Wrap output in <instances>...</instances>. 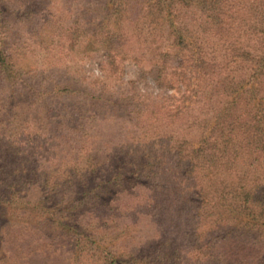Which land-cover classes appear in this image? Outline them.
<instances>
[{
  "label": "trees",
  "instance_id": "trees-1",
  "mask_svg": "<svg viewBox=\"0 0 264 264\" xmlns=\"http://www.w3.org/2000/svg\"><path fill=\"white\" fill-rule=\"evenodd\" d=\"M72 2L69 26L58 30L37 0H0V137L11 146L0 155V209L30 205L24 188L40 184L28 208L33 223L68 234L73 264H264V0ZM24 34L44 53L68 44L79 57L103 56L106 79L133 61L166 97L151 109L152 97H122L103 83L78 89L62 67L31 66ZM36 102L45 111L35 121L47 122L55 152L89 139L85 122L96 119L87 112L149 118L129 119L136 130L118 150L88 149L82 163L81 154L73 162L51 153L53 168L38 177L32 153L8 173V156L24 155L11 139L22 137ZM59 105L61 119H48ZM143 193L145 202L123 208L121 199ZM149 212L166 217L177 237L132 249L131 219Z\"/></svg>",
  "mask_w": 264,
  "mask_h": 264
},
{
  "label": "rangeland",
  "instance_id": "rangeland-1",
  "mask_svg": "<svg viewBox=\"0 0 264 264\" xmlns=\"http://www.w3.org/2000/svg\"><path fill=\"white\" fill-rule=\"evenodd\" d=\"M37 1L40 2V8H51V12L54 13V23H52L51 26L55 25L58 30H60L59 27L66 28L69 26L71 17L69 12L70 8L74 10L76 5L75 2H72L73 0ZM73 3L75 5H73ZM22 37L24 40L27 39L29 48L31 47L28 51V58L33 61V65L31 66L34 69L36 68L46 71L45 69L62 67V70H67L66 73L69 75V79H74L76 81L74 84L78 89L83 91H95L97 89H101L104 86H101V83H103L107 85L108 90H121V95L119 96L122 97H129L132 95L140 96L142 98L152 97L151 101H147L152 105L151 109H154V106L159 104V102L162 103V100L160 101L158 98L165 99L166 97L165 91L157 88L153 80L144 72V68L133 61L124 62L121 65L120 71L115 73L112 79H106L104 77V71L101 68L104 62L103 56L99 54H91L79 57V54L68 50V44L65 46L63 45L62 47L60 45H56L54 51H50V54H48L43 51H39L37 48H33L34 46H31L33 45L31 41L32 38L29 35L24 34ZM56 37L59 36L56 35ZM67 104V109L74 111V114H77L80 111H75V105L79 108L82 107L79 103H75V105H73L74 102L72 101L67 102ZM32 105L33 108L26 112L34 119L31 117L29 118L31 120L29 121V124L27 123L28 128L26 130H22L24 134L19 140L11 139L15 141L17 145L16 147H19L21 149L20 152L24 155H16L13 157L8 156L5 166L8 173L12 169V165H23V157L32 153L36 155L34 158V173H37L36 176L38 177V175L42 174V172H48V169L53 168L52 164L47 161L49 158H52L51 153L57 154V156L59 155L60 159H71L73 162L76 161L78 158L77 156L81 154L82 156L79 160V162H81L88 149H99L104 153H108L110 150H118L120 147L119 145L128 142L132 131L136 130L135 123L133 121H129V119L149 118L146 116L145 118H140L136 115H132L131 118H129L127 116L129 115L127 112L128 110L126 111L128 113L127 115H125L126 113H122L120 111L119 118H117L110 115L106 111L99 110L98 113H101L104 116L102 119H105L102 120L98 116L97 118H93V116H91L92 114L87 112L84 117L85 119H96L95 122H88V120L85 122L90 125L89 127H91L89 139L86 137L83 142H77L71 147L63 144L65 146L61 147L60 152H58V150L55 152L53 150L48 151L46 146V143H48L47 141H49L50 144H55V146L57 142V139L52 138V135L45 133V129H49L47 122H44L43 129L41 128V123L39 126V123L35 121L36 119H41L43 117L45 105L38 102ZM59 107L60 105L53 106L48 119H61L58 117ZM84 108L88 110V105ZM83 111L85 110L83 109ZM105 114H107L106 118ZM33 137L36 140H33ZM7 142L8 141H5V139L0 137V155H4L2 153V151L5 150L4 147H11ZM40 145H45L46 148L40 149ZM103 154L101 152L98 153L99 156H103ZM28 187L24 188V196L28 195L25 201H29L30 205L22 203L16 205L11 204L0 209V264H73V247L69 242L68 234L59 230L57 227L51 228V226H47L48 228H46V226L40 227L33 223L37 219L33 216L34 213L31 210L33 208V204L38 203L41 195L43 194V190L42 187L40 188V184L38 183H33ZM145 196L146 195L143 193V195L141 194V196L138 197V199L136 198V200L135 198L121 199L123 208L131 209L135 203L138 204L139 202H145ZM61 197H63V195L57 196V194H55L54 197H52L51 202H59ZM24 206L27 207L23 208ZM28 208L31 210H28ZM128 217H132V215ZM139 218L140 219L138 220L137 218H134V221L131 219V223H137L136 225L138 230H136L137 236H135L137 238L134 242L127 241L126 244H123L125 247L130 244V242L132 243V249H134V247H136L141 240L145 242L147 240L155 241L156 238L170 239L171 237H177L178 231L175 230L174 232L173 226L167 223L166 217L156 215L154 212H149L144 213L139 216ZM86 219H88L86 220L87 222L94 221L92 217ZM125 222H127V220H122L121 224ZM122 240L116 242V245L120 248H122ZM186 254H188V252L184 253V255ZM85 264L91 263L86 262Z\"/></svg>",
  "mask_w": 264,
  "mask_h": 264
}]
</instances>
